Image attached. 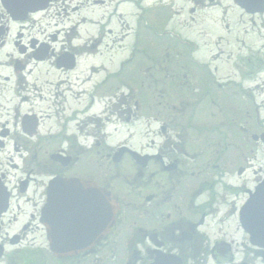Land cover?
<instances>
[{
  "label": "flooded vegetation",
  "instance_id": "1",
  "mask_svg": "<svg viewBox=\"0 0 264 264\" xmlns=\"http://www.w3.org/2000/svg\"><path fill=\"white\" fill-rule=\"evenodd\" d=\"M53 2L13 20L0 0V264H264L243 229L264 210V0L110 1L88 39L86 17L32 34Z\"/></svg>",
  "mask_w": 264,
  "mask_h": 264
},
{
  "label": "rangeland",
  "instance_id": "2",
  "mask_svg": "<svg viewBox=\"0 0 264 264\" xmlns=\"http://www.w3.org/2000/svg\"><path fill=\"white\" fill-rule=\"evenodd\" d=\"M110 1L117 2L118 0H55L53 2V6L49 8L47 12L40 13L38 15H35L31 23H29L28 26H31V33L36 34L39 37H42V34L44 33H50L54 31V25L58 22H61V25H58V28H65L68 29L70 21H65L62 19H69L73 21V19H82L84 17L88 19H93L95 22H98L99 24L94 25V28H91L88 25L81 24L78 29L81 28L80 32L82 33L83 37L88 39L91 37V34L95 33L101 25L106 22L111 14H110ZM150 1V0H149ZM183 6L181 2H179V7ZM78 7L76 12H71L70 8ZM130 14V9L128 10ZM161 19V18H160ZM165 19H161L163 21ZM130 22L131 27L134 26V19H128ZM173 21V22H172ZM169 25L166 27V30L169 32L174 31L177 34H180L182 37L188 35L187 29H184L182 26V22L184 19H173ZM176 21V22H175ZM175 22V23H174ZM178 23V24H177ZM77 24V23H76ZM75 26V25H73ZM154 26V24H153ZM96 27V29H95ZM146 32V31H144ZM87 33V34H86ZM113 38L106 37L103 39V42L105 45H108L107 52H110L112 55V58H115L114 61H118L122 58L119 54V49L114 51H109V46L112 44ZM76 43H80V41H76ZM133 43L132 36L130 35L123 43H121V46L129 47L130 44ZM117 44V43H116ZM113 45V44H112ZM104 46H100L99 48H102ZM122 52V51H121ZM116 53V54H114ZM125 53V51H123ZM7 54H10V48L3 49L0 53V61L5 60V56Z\"/></svg>",
  "mask_w": 264,
  "mask_h": 264
},
{
  "label": "water",
  "instance_id": "3",
  "mask_svg": "<svg viewBox=\"0 0 264 264\" xmlns=\"http://www.w3.org/2000/svg\"><path fill=\"white\" fill-rule=\"evenodd\" d=\"M2 6L10 14L13 20L25 19L30 12H37L46 8L50 0H1ZM93 200L97 201V212L95 215L98 218V233H103L110 228L114 223V216L117 207L114 208L108 204L107 198L103 192L99 190L98 196ZM247 213V214H246ZM246 219L243 222V229L250 236V242L253 245L264 248V241L257 242V237H262L264 240V210L258 211V225L253 224L251 214V202L247 206V211L244 213ZM257 226V227H256ZM96 233V230H95ZM74 248L60 247L51 244V251L55 255L65 253ZM83 249V248H82Z\"/></svg>",
  "mask_w": 264,
  "mask_h": 264
}]
</instances>
